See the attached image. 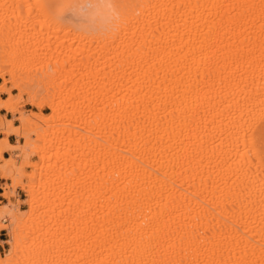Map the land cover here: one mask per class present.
<instances>
[{
	"label": "bare ground",
	"instance_id": "bare-ground-1",
	"mask_svg": "<svg viewBox=\"0 0 264 264\" xmlns=\"http://www.w3.org/2000/svg\"><path fill=\"white\" fill-rule=\"evenodd\" d=\"M0 78V264H264V0H0Z\"/></svg>",
	"mask_w": 264,
	"mask_h": 264
},
{
	"label": "rangeland",
	"instance_id": "rangeland-1",
	"mask_svg": "<svg viewBox=\"0 0 264 264\" xmlns=\"http://www.w3.org/2000/svg\"><path fill=\"white\" fill-rule=\"evenodd\" d=\"M38 36H40L39 38L40 39H38ZM36 37H37V39L38 40H41L42 41V46L44 47L45 46V48L47 49V47H48V49H47V51H46V49L45 48H43V49H41L40 51H38L39 52V56H38V58H35L36 60H38V61H36V60H31V61H33L32 62V65H31V72L30 73H27V72H22V70H19L18 71V73H21V74H23V77L27 80V79H29L30 81L32 80L33 81V83H35V85L33 86V87H35V88H37L38 90L40 89L41 90V88L42 87H40L41 85L38 83V81L37 80H34V79H36L35 77H36V74L33 76V74L35 73V69H37L40 65H41V63H44L45 61H47V60H49L50 58H53V57H57L58 55H56V53L57 54H59V57H60V55H62L61 57H63V55H64V58H66L67 56H69V55H71L72 54V49H73V46L72 45H70V47L71 48H69V46H65V48L67 47V48H69V49H63L61 52H59L60 50H58L57 49V52L56 51H53L54 50V48H52V46L55 44V43H52V46H46V44H45V38H43V37H45V36H41V34L40 35H36ZM44 39V40H43ZM38 40H36L37 42H38ZM67 44V43H66ZM65 44V45H66ZM44 49H45V51H44ZM41 51H42V53H41ZM50 51V52H49ZM56 52V53H55ZM63 52H65V54H62ZM49 53V54H48ZM52 53V54H51ZM70 53V54H69ZM40 54H42V55H40ZM55 54V55H54ZM44 55H46V56H44ZM51 57H50V56ZM41 57V58H40ZM10 59L11 60V58H9V57H6V59ZM44 58H45V60H44ZM5 59V61H7V63L5 62V66H7L6 68L7 69H9V68H12L13 67V69H15L16 67H18L17 69H19L20 68V66H22L21 65V62L19 61L17 64H14V61H9V60H6ZM40 59V60H39ZM40 61V62H39ZM42 61H44V62H42ZM13 63V64H11V63ZM20 64V65H19ZM37 64V65H36ZM40 64V65H39ZM16 65V66H15ZM35 65H36V68H35ZM15 66V67H14ZM29 74V75H28ZM31 75V76H30ZM33 77V78H32ZM2 81V79L0 78V82ZM35 81V82H34ZM37 82V83H36ZM13 83H14V81L13 80H11V81H9V82H7V86L8 87H13ZM38 84V85H37ZM37 85V86H36ZM40 90L38 91V93H39V95H41L40 94ZM19 89L18 88H12V93L16 96V95H18L19 94ZM0 97L1 98H8L9 97V95L8 94H6V93H1L0 94ZM28 97H29V94L28 93H24L23 94V96H22V98H21V100H20V102L19 103H17L16 104V108H17V111L18 112H16V113H14V112H8L7 110H1L0 112H1V114L3 115V116H5L7 119H12V121H13V123L14 124H18L19 123V120L17 119V116H19V115H21V114H27V113H29V112H31V111H35V112H42V113H45V114H47V113H50L51 112V110L47 107V106H43V107H41V108H37V107H35V106H33V105H31V104H29L28 103ZM1 136H3V134H1L0 133V137ZM9 137H11L12 138V140H11V142L12 143H14V142H16L17 140H19L20 142H23L24 141V138L23 137H17L15 134H10L9 135ZM15 151H17V150H14V151H4V156H10L11 155V153H13V152H15ZM23 159V156L22 157H19V158H17V164L18 165H20L22 162H21V160ZM55 158L54 157H50L49 159H47L45 162H44V164L43 165H45V167H47V165L48 164H50V163H52L53 162V160H54ZM31 160L33 161L34 160V162H40V159L38 158V156L37 155H32L31 156ZM21 162V163H20ZM34 169H35V167H31V166H26L25 168H24V170H23V182L24 183H26V182H28L29 181V179H28V175L29 174H31L33 171H34ZM39 178V175L38 176H36V180H39L38 179ZM7 182H11L12 183V181L11 180H6L5 178H1L0 177V193L3 191V187L7 184ZM27 197V191L24 189V188H22L21 186H19V185H17V184H15V190H14V192H13V195L10 197V200L9 199H6V198H4L1 194H0V205H2V204H4V203H8V204H11V202H13V204L15 203V204H17V206L19 207V208H21V209H26L27 208V204L23 201L25 198ZM17 201V202H16ZM6 222H8V221H6ZM9 236H8V233H7V229H1L0 230V238H2V239H4V240H0V252L2 253V254H4L7 250H8V248H9V245H8V243L5 241L7 238H8ZM3 251V252H2Z\"/></svg>",
	"mask_w": 264,
	"mask_h": 264
},
{
	"label": "crops",
	"instance_id": "crops-1",
	"mask_svg": "<svg viewBox=\"0 0 264 264\" xmlns=\"http://www.w3.org/2000/svg\"><path fill=\"white\" fill-rule=\"evenodd\" d=\"M9 140L11 141V140H12V138H11V137H9ZM0 240H4V239L0 238Z\"/></svg>",
	"mask_w": 264,
	"mask_h": 264
}]
</instances>
